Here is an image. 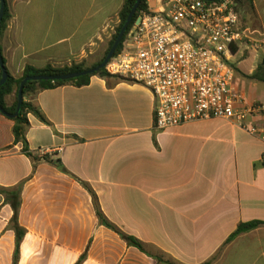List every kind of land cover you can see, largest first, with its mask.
I'll use <instances>...</instances> for the list:
<instances>
[{"label":"crops","instance_id":"obj_1","mask_svg":"<svg viewBox=\"0 0 264 264\" xmlns=\"http://www.w3.org/2000/svg\"><path fill=\"white\" fill-rule=\"evenodd\" d=\"M6 2L12 18L0 49L7 71L21 78L27 66L99 61L124 0ZM253 2L255 12L242 18L249 39L231 57L235 61L249 52L242 61L250 63L248 75L264 60V0ZM148 5L157 9L160 2L148 0ZM246 79L235 81L247 102H264V84ZM28 99L47 120L29 116L30 152L50 161L34 168L23 145L15 144L14 122L0 116V189L27 186L45 166L50 177L88 184L107 220L142 241L150 255L162 252L179 264H264L263 138L221 118L158 131L152 91L114 78L94 76L87 86L65 85ZM14 101V94L7 97L9 106ZM247 124L264 128V117ZM91 211L96 216L92 197ZM251 222L262 224L230 239L241 224ZM10 232L12 264L15 234Z\"/></svg>","mask_w":264,"mask_h":264},{"label":"built area","instance_id":"obj_2","mask_svg":"<svg viewBox=\"0 0 264 264\" xmlns=\"http://www.w3.org/2000/svg\"><path fill=\"white\" fill-rule=\"evenodd\" d=\"M159 2V8L148 5L140 13L126 46L106 66L108 73L152 91L158 131L221 118L264 139V128L247 124L264 117V102H247L230 63L233 47L249 39L233 1ZM259 48L255 43L254 50Z\"/></svg>","mask_w":264,"mask_h":264},{"label":"rangeland","instance_id":"obj_3","mask_svg":"<svg viewBox=\"0 0 264 264\" xmlns=\"http://www.w3.org/2000/svg\"><path fill=\"white\" fill-rule=\"evenodd\" d=\"M119 25L120 20L100 59ZM249 57V52L244 51L242 57L230 60L237 81H245L243 74L249 71L250 63L242 61ZM37 171L42 176L24 186L21 194L19 223L27 230V236L21 247L20 264H74L84 253L87 257L82 264H151L118 234L102 227L96 208V216L92 215V196L86 188L66 182L60 175L44 174L45 166H39ZM3 200L4 196H0V230L1 224L4 227L0 264H11L14 238L8 230L11 215Z\"/></svg>","mask_w":264,"mask_h":264},{"label":"trees","instance_id":"obj_4","mask_svg":"<svg viewBox=\"0 0 264 264\" xmlns=\"http://www.w3.org/2000/svg\"><path fill=\"white\" fill-rule=\"evenodd\" d=\"M136 1L137 0H124L122 9L119 14L120 25L116 29V33L110 42V47L108 51L103 55V57L99 61L91 65L83 62L79 64L74 63L71 66H65V67L47 66L42 69L27 66L21 78H15L8 72V78H7L6 83L0 86V106L10 114H14L16 112L17 105H18L19 87H20L21 82L27 77L40 76V75H59V74L81 72L84 70L96 68L97 66L102 64L109 50L114 45L116 38L118 34L120 33L123 25L125 24ZM232 1L234 4V9L240 15L241 20L244 15L253 14L255 12V6H254L253 0H232ZM0 5H1V0H0ZM147 9H148V0H142V3L140 4L138 8L136 15L134 16L133 21L128 31L126 32L119 48L117 49L116 55H118L126 46L128 42L129 34L132 31L135 25V22L137 18L139 17L140 13ZM11 18H12V15L10 13V10L6 2L4 17L2 19L1 26H0V39L2 35L4 34V32L7 30V27H8V24ZM232 51L233 53H235L237 51V48L233 47ZM4 64H5V61H4ZM243 75L245 78L251 81L264 84V60L251 75H248V74H243ZM94 76H99V77L107 78V79L114 78L118 81H122L118 77L110 75L107 71V67H105L94 74L82 76V77L72 79L69 81H55V82L41 81V82H27L26 83L24 87V92H23L24 102L22 104L21 112L17 118L11 119V120L14 122L13 134L15 137V144L17 145L21 143L23 145V153L27 155L29 158H31V160L33 161L34 168L37 166L39 162L41 161L49 162L50 160L46 156L37 157L32 152H30L28 141H27V131L30 126L29 116L32 115L43 123H47V120L45 119L41 111L38 109V107L28 98L31 96H34L40 91L49 90V89H53V88H57V87L65 86V85H74L76 87H84L90 84L91 79ZM1 78H2V70L0 68V80ZM13 94H14L15 101L12 106H9L7 103V97ZM0 116H4V115L0 112ZM54 164L61 170L66 171L62 167L60 162H55ZM81 184L92 195L94 205L97 211V217L102 226H105L106 228L118 234L120 238L129 247H134L138 249L139 251H141L142 253L155 259L157 261V264H179L175 262L174 260H172L171 258H166V256L162 252L158 253L157 255H150L149 252L146 250L145 245L142 241H140L139 239L133 236L126 234L120 228L110 223L105 217V215L103 214V212L101 211V208L99 207L96 194L92 191V189L89 187L88 184L84 182H81ZM24 185H25V182H21L19 185H17L14 188L0 189V194L4 196L5 205L9 206L11 212L13 213L10 219V222H9V229H8V230L13 231L15 234V250L13 254L12 264H20L21 246L27 235V230L23 226H21V224L19 223V214H20V209L22 206L21 194H22ZM261 224L262 222H251L247 224H241L236 230V232L230 237V239L235 238L237 235L241 233L248 232L258 227ZM86 257H87V253H84L75 264H82L85 261Z\"/></svg>","mask_w":264,"mask_h":264},{"label":"water","instance_id":"obj_5","mask_svg":"<svg viewBox=\"0 0 264 264\" xmlns=\"http://www.w3.org/2000/svg\"><path fill=\"white\" fill-rule=\"evenodd\" d=\"M208 2H217L220 0H205ZM142 3V0H137L134 7L132 8L125 24L123 25L120 33L117 36V39L114 43V45L112 46L111 50L108 52L105 60L102 62V64H100L99 66H97L96 68H92L89 70H84L81 72H75V73H68V74H59V75H40V76H33V77H27L25 78L19 87V92H18V105H17V110L14 114H10L7 111H5L1 106H0V112L7 118L9 119H15L19 116L20 112H21V108H22V104L24 102V87L26 85L27 82H41V81H69L72 79H76L82 76H86V75H90V74H94L98 71H100L101 69L105 68L109 62L113 59V57L116 55L117 49L119 48L126 32L128 31L134 16L136 15V12L140 6V4ZM5 7H6V0H1V5H0V26H1V22L2 19L4 17V12H5ZM0 68L2 70V78L0 80V86L4 85L7 81L8 78V71L7 68L4 64V60H3V56L1 54L0 51Z\"/></svg>","mask_w":264,"mask_h":264}]
</instances>
